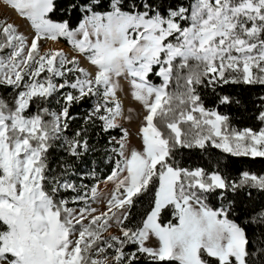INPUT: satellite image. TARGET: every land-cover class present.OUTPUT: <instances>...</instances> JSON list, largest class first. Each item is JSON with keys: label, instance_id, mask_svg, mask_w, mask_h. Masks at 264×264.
I'll use <instances>...</instances> for the list:
<instances>
[{"label": "snow or ice", "instance_id": "obj_1", "mask_svg": "<svg viewBox=\"0 0 264 264\" xmlns=\"http://www.w3.org/2000/svg\"><path fill=\"white\" fill-rule=\"evenodd\" d=\"M0 8V264H264V0Z\"/></svg>", "mask_w": 264, "mask_h": 264}, {"label": "trees", "instance_id": "obj_2", "mask_svg": "<svg viewBox=\"0 0 264 264\" xmlns=\"http://www.w3.org/2000/svg\"><path fill=\"white\" fill-rule=\"evenodd\" d=\"M235 119L242 126L243 125H252V124H255L256 123L255 121H253L251 119L250 115H247V114L243 115V117H241L240 115H237L235 117ZM197 162L210 163V161H208V160H204V161H199L198 160ZM242 166H245V165H242L240 163H237V167H242ZM261 168H264V164L257 163V164L254 165V170L259 171Z\"/></svg>", "mask_w": 264, "mask_h": 264}, {"label": "rangeland", "instance_id": "obj_3", "mask_svg": "<svg viewBox=\"0 0 264 264\" xmlns=\"http://www.w3.org/2000/svg\"><path fill=\"white\" fill-rule=\"evenodd\" d=\"M4 12H5V10L3 8H0V14H3ZM10 15L12 16L13 19L16 20V22L18 24H21V25L23 24V21L20 20L18 17H16L15 13H10ZM128 103L130 106H134V102L128 101ZM132 131H133V133H135V131H136V124L135 123L132 124Z\"/></svg>", "mask_w": 264, "mask_h": 264}]
</instances>
